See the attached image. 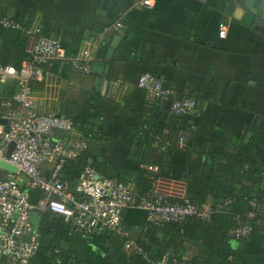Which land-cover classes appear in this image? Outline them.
<instances>
[{
    "label": "crops",
    "instance_id": "obj_1",
    "mask_svg": "<svg viewBox=\"0 0 264 264\" xmlns=\"http://www.w3.org/2000/svg\"><path fill=\"white\" fill-rule=\"evenodd\" d=\"M140 1L124 11L120 33L111 26L121 14L104 32H92L86 39L90 13L102 0H0V16L22 25L31 23L33 28L43 26V32L61 38L69 52L87 48L95 56L91 72L76 71L68 62L55 61L43 79L33 81L37 110L81 121L76 122L72 137L77 140H87L79 127L87 111L96 112L90 119L95 135L87 140L88 152L105 174L128 182L135 190L138 181L147 179L143 171L149 165L143 159L163 154V147L156 142L146 155L139 137L142 134L132 128L133 119L157 102L155 96L138 87L140 76L151 72L166 87L197 100L195 113L186 116L191 132L188 148L193 152L189 160L177 153L172 161L175 176L198 168L201 173L216 170L233 178L236 172L248 169L243 157L259 161L264 169L263 28L232 19L210 0H150V7L139 5ZM222 26L227 29L226 38L219 36ZM28 46L29 40L20 30L0 25L1 63L20 66L30 58ZM96 62L104 65L97 69ZM115 81L119 86L113 95ZM13 92V82L0 84V106ZM167 102L164 106L170 110ZM145 115L142 120L150 118ZM221 130L225 132L223 141L216 137ZM53 136L67 141L69 135L56 131ZM252 137L256 138L254 154L247 150ZM44 169L50 173L51 164H45ZM80 172L76 161L67 162L61 177L75 189ZM159 179L170 198H187L186 181ZM32 221L42 239L30 264H150L125 249V240L137 241L147 224L146 213L139 208L124 212L118 231L88 235L75 233L62 216L50 210L34 212ZM246 248L258 250L253 243ZM197 251L188 246L185 256L192 258ZM122 255L125 261L119 260ZM3 264L9 263L4 260Z\"/></svg>",
    "mask_w": 264,
    "mask_h": 264
},
{
    "label": "built area",
    "instance_id": "obj_2",
    "mask_svg": "<svg viewBox=\"0 0 264 264\" xmlns=\"http://www.w3.org/2000/svg\"><path fill=\"white\" fill-rule=\"evenodd\" d=\"M141 6H152L150 0H141ZM124 13L111 26L118 33L124 26ZM0 25L7 29L20 30L29 40L30 58L20 66L0 62V84L14 83L11 97L1 98L0 118L7 120L8 130L0 123V163L6 162L18 169L17 173L0 166V264H30L41 248V232L32 221L34 212L50 210L64 218L78 234L118 231L124 212L139 208L146 213L147 224L161 225L167 222H183L188 218L209 221L216 213L229 206L232 199L215 205L200 206L189 198L172 202L160 187V179L154 180L151 193L138 196L128 184L110 178L97 171L91 164L80 172L79 181L72 189L68 181L61 178L65 164L76 160L88 148L85 139H74L76 122L65 114L41 113L35 106L32 82L43 79L55 61L71 64L76 71L91 72L95 56L89 49L69 54L59 37L46 35L43 26L25 27L20 22L0 16ZM219 36L226 38L227 29L222 26ZM119 82L112 84L116 94ZM138 87L155 96L161 105L171 102L170 113L190 116L196 111L197 100L192 95H180L172 87L151 72L143 73ZM63 131L67 141L56 139L53 134ZM190 132L179 139V148L189 143ZM11 143L13 149L8 155ZM51 164L50 173L44 169ZM152 172L158 167L149 165ZM30 190H39L42 197L37 202L30 199ZM253 212L247 218H253ZM253 226L236 218V226L230 235L237 239H248ZM126 251L142 256L150 264H167L168 256L155 260L143 250L139 243L130 240ZM59 252V250H57ZM176 264H197L191 257L175 258Z\"/></svg>",
    "mask_w": 264,
    "mask_h": 264
},
{
    "label": "trees",
    "instance_id": "obj_3",
    "mask_svg": "<svg viewBox=\"0 0 264 264\" xmlns=\"http://www.w3.org/2000/svg\"><path fill=\"white\" fill-rule=\"evenodd\" d=\"M30 27L32 24H24ZM49 35L47 32H44ZM67 50V49H66ZM69 54L76 53L69 52ZM156 104L149 106L145 112L133 119L132 128L139 135L146 150L153 148V144L160 142L163 147V154L160 157L151 158L147 156L143 159L147 165L158 167V172H152L149 169L143 171L147 178L145 182L138 181V189L135 192L138 196L151 193L154 184L153 181L161 177L184 180L187 182L186 197L200 206L215 205L227 199H232L229 206L220 213H216L209 221H203L198 218H188L183 222H167L161 225L146 224L138 237L137 242L147 252L151 258L158 260L174 253L176 259H181L187 252L188 246H194L198 249L192 261L197 264H264V169L263 166L253 161L251 158L243 157L242 162L249 165L248 169L238 171L233 178L221 175L220 172L206 171L201 173L198 168L191 172H184L179 177L172 173V161L177 153H183L189 160L192 155V149L179 148L177 143L180 137L189 130L187 127L188 118L186 116L173 115L164 105H161L157 99ZM145 113L150 118L142 120ZM169 115L172 118L169 119ZM97 116L96 112L87 111L84 121L79 129L83 131L84 136L91 138L95 135L93 123L90 119ZM81 122V121H75ZM191 133V132H190ZM225 132L221 130L216 135L219 141H223ZM256 138L252 137L248 143L247 150L250 154L255 152ZM89 148V142H88ZM88 148L76 160L80 169L85 165L91 164L97 171L103 175L105 170L97 160L89 154ZM191 149V150H190ZM183 151V152H182ZM217 156V154H216ZM214 158V157H213ZM212 158V160H213ZM151 161V162H148ZM65 180L63 177H61ZM66 181V180H65ZM120 181L128 183L124 180ZM30 199L37 202L42 193L39 190H30ZM172 202L178 201L169 198ZM253 212V218H247V214ZM240 217L243 221L253 226V231L248 239H237L230 235L231 230L236 226V218ZM59 225H63L59 221ZM58 225V224H57ZM71 227V226H70ZM65 231V229H64ZM107 232V231H105ZM104 233V232H102ZM131 239H126V242ZM253 243L258 250L247 249V244ZM60 252L61 250L58 249ZM62 253V252H61ZM136 257L142 256L134 254ZM125 261L122 255L119 259ZM146 261V260H145Z\"/></svg>",
    "mask_w": 264,
    "mask_h": 264
},
{
    "label": "water",
    "instance_id": "obj_4",
    "mask_svg": "<svg viewBox=\"0 0 264 264\" xmlns=\"http://www.w3.org/2000/svg\"><path fill=\"white\" fill-rule=\"evenodd\" d=\"M136 0H102L99 8H93L87 23L86 39L90 38L92 32L101 34L109 28L118 17L124 13ZM212 5L220 12L226 14L234 20L240 21L248 26H259L264 31V0H210ZM105 40V37L104 39ZM103 62H96V68L103 66ZM98 69V68H97ZM165 86V84H164ZM169 108L171 102H167ZM0 123L4 124L8 130L7 120L0 118ZM138 143H136L137 145ZM14 144L11 143L8 155H10ZM0 166L8 171L17 173L18 169L6 162H1ZM167 264H176L174 253H170Z\"/></svg>",
    "mask_w": 264,
    "mask_h": 264
}]
</instances>
